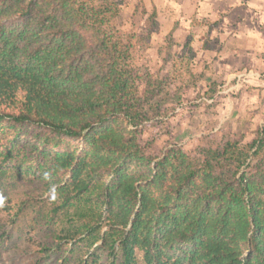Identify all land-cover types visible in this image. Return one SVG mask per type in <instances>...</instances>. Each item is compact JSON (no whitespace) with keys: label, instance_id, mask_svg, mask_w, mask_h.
I'll list each match as a JSON object with an SVG mask.
<instances>
[{"label":"trees","instance_id":"obj_1","mask_svg":"<svg viewBox=\"0 0 264 264\" xmlns=\"http://www.w3.org/2000/svg\"><path fill=\"white\" fill-rule=\"evenodd\" d=\"M123 3L0 0V123L34 126L54 146L82 140L77 154L49 153L50 169L68 174L51 213L81 200L89 220L107 211L100 239L123 264H264V128L252 152L214 131L153 154L139 138ZM144 19L154 32V7ZM129 161L145 172H128ZM179 245L182 256L169 254Z\"/></svg>","mask_w":264,"mask_h":264},{"label":"rangeland","instance_id":"obj_2","mask_svg":"<svg viewBox=\"0 0 264 264\" xmlns=\"http://www.w3.org/2000/svg\"><path fill=\"white\" fill-rule=\"evenodd\" d=\"M152 8L150 0H124L120 18L134 35L130 62L145 112L140 140L149 141L155 155L172 145L188 150L214 131L252 146L264 128V75L228 89L211 62H197L201 58H194L190 46L179 52L170 35L161 36L158 28L146 32L144 15ZM53 141L34 126L0 123V264H123L100 239L109 234L107 211L89 220L81 200L52 216L68 174L50 169L49 153L77 154L83 148L81 139H64L56 146ZM127 165L135 176L145 172L133 161ZM89 225L99 227L93 231ZM179 246L169 254L182 256L186 245Z\"/></svg>","mask_w":264,"mask_h":264},{"label":"crops","instance_id":"obj_3","mask_svg":"<svg viewBox=\"0 0 264 264\" xmlns=\"http://www.w3.org/2000/svg\"><path fill=\"white\" fill-rule=\"evenodd\" d=\"M151 1L160 35H170L179 52L190 46L197 62L206 58L228 89L264 75V0Z\"/></svg>","mask_w":264,"mask_h":264},{"label":"built area","instance_id":"obj_4","mask_svg":"<svg viewBox=\"0 0 264 264\" xmlns=\"http://www.w3.org/2000/svg\"><path fill=\"white\" fill-rule=\"evenodd\" d=\"M242 74H239L238 76H236L237 78L240 77Z\"/></svg>","mask_w":264,"mask_h":264}]
</instances>
